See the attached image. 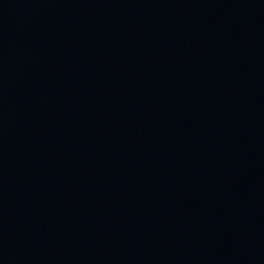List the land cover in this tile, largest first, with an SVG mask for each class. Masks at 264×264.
<instances>
[{
    "label": "water",
    "instance_id": "obj_1",
    "mask_svg": "<svg viewBox=\"0 0 264 264\" xmlns=\"http://www.w3.org/2000/svg\"><path fill=\"white\" fill-rule=\"evenodd\" d=\"M0 264H264V0H0Z\"/></svg>",
    "mask_w": 264,
    "mask_h": 264
}]
</instances>
